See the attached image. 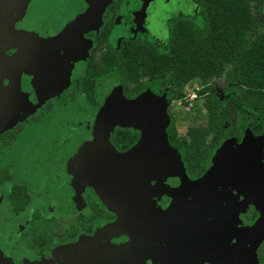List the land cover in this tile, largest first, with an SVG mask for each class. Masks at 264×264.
I'll list each match as a JSON object with an SVG mask.
<instances>
[{"label": "flooded vegetation", "instance_id": "af4514ba", "mask_svg": "<svg viewBox=\"0 0 264 264\" xmlns=\"http://www.w3.org/2000/svg\"><path fill=\"white\" fill-rule=\"evenodd\" d=\"M184 1L185 10L178 0H81L76 11L65 15L68 17L66 22L63 16L57 17L54 13L56 9H48L45 13L48 21L42 26L37 17L31 20L35 14L32 12L30 16V12L37 0H30L26 15L15 24L17 30L25 31L21 57L26 61V67L18 79L19 95L9 97L3 103L4 110L0 109V138L10 132L19 137L22 131L26 135L33 130L39 138L54 135L50 140L57 147L50 151V158L45 160L47 173H43V178L36 177L38 172H2L3 169H0V220L3 223L1 227L7 229V233H2L8 235L10 241L16 239L10 249L18 253L17 261L10 264H28L32 262L29 256L38 260L36 264H199L197 258L201 264H217L219 261L208 263V259L218 252L223 254L220 256L221 262L224 261L222 264H264L262 244L256 249L247 244L237 253L228 254L226 259L224 255L231 248L228 236L219 234L218 242L211 244H192L207 232L205 226L216 228V215L223 214L221 203L211 200L217 198L218 188L197 186L196 182L203 178L200 176L202 171L189 168L184 161V146L190 142V137L186 135L192 125L189 129L183 126L185 137L178 138L180 131L176 129L171 114L175 106L196 109L197 101L202 98L198 94L200 91L195 89L188 93L186 102L170 101L169 87L153 84L149 77L142 74L137 81L127 80L123 74H118L120 70L116 64L121 62L122 66L134 54V48L146 45L152 39L163 42L156 38L157 29L167 34L170 26L176 25L180 19L187 17L192 21L197 18L198 1ZM71 2L73 4V0ZM18 3L17 0L14 4ZM19 5L14 7V12L21 10ZM177 6L180 9L175 12L172 7ZM54 19L59 23L62 21L64 29L59 30ZM70 25L71 30H66L65 27ZM96 25H99V29ZM53 38L58 39L54 42ZM10 46L18 47L16 44ZM0 48L4 47L0 45ZM6 53L12 56L14 52ZM107 67L111 68L109 72ZM93 74H97L95 78ZM2 81L0 78V90L3 92L7 85L10 91L13 79L8 78L3 84ZM77 85L79 95L76 93L71 102L63 101L55 105L58 89L64 88L68 92ZM90 90L94 92L93 98L89 97ZM98 113V121L105 120L107 129L108 126L113 129L109 138L114 144L109 153L113 154L102 155L111 161L113 159L114 163L111 162L108 169L100 172L96 164L97 156L92 154L82 172L77 174L79 169L74 167V160L83 158L84 154L79 152H82L89 133L95 130ZM88 116H91V122ZM123 118H127L131 125H119L118 129L116 120ZM59 120L58 125L62 128H56L57 134H52L51 124ZM160 120L162 125H159ZM21 122L33 124L28 131L25 128L16 130ZM77 125L81 129L73 130V136L65 137L68 140L63 142V136H60L62 129ZM88 125L90 132L86 129ZM163 126L165 141L159 136ZM171 128L176 131L174 139L170 138ZM98 131L95 133L104 139L103 145H108L104 133L99 134ZM117 134L129 136L132 141L125 139L117 143ZM232 140L234 138L220 143V148L223 146L225 150L220 167L216 169L218 181L213 186H218L222 175H225V179H234L235 187L221 186L230 189L240 187L255 205L252 192L264 209V190L258 182H253L246 172H230L226 167L231 160L226 157L227 143ZM43 148L44 152L47 147ZM217 151L211 166L204 172H209L213 167ZM128 153L131 154L123 159ZM61 155L65 163L60 164V168L56 165ZM1 158L9 162V166L14 165L9 156ZM245 159L243 162H246ZM49 162L52 163L50 169L47 166ZM129 163L132 169L126 171ZM124 171L126 173L122 175L120 172ZM156 172H164V175H158L155 184L160 185L164 177L169 176L179 181L177 186L181 185L182 189L179 199L175 187V190H170V198L166 197L168 187L154 192L149 185H152L151 178ZM180 176L187 178L190 184L182 187ZM57 179L67 184V191H63L61 186V190L58 189ZM108 182L115 186L108 188ZM4 189L8 192L4 193ZM104 189H107L104 192H115H108L104 198L101 194ZM122 197L126 199L124 204L120 202ZM46 198L51 205L40 204L39 201ZM74 205L78 207L77 212L64 220L65 212L74 213L75 208H70ZM153 207L164 213V217L156 216L157 213L148 214L147 209L152 210ZM254 210L257 217L249 216L252 225L263 215L257 208ZM74 217L76 222L58 236L62 229L60 226L70 223ZM230 221L223 226L225 230L231 227ZM155 227L158 229L155 230ZM15 228L17 232L13 234ZM2 240L3 236L0 235V245ZM75 241L81 245L71 248L70 243ZM65 245H68V250H64L66 255H56ZM129 246L131 249H127ZM5 263L9 264V258L0 254V264Z\"/></svg>", "mask_w": 264, "mask_h": 264}, {"label": "trees", "instance_id": "16d2710c", "mask_svg": "<svg viewBox=\"0 0 264 264\" xmlns=\"http://www.w3.org/2000/svg\"><path fill=\"white\" fill-rule=\"evenodd\" d=\"M197 1V18L180 19L164 42L149 40L116 66L127 80L137 81L142 74L169 87L170 101L186 102L188 93L200 91L197 106L204 109L206 120L200 128L189 129L184 161L203 173L224 139L243 142L248 132L251 140L264 139V0ZM221 79L223 99L213 84ZM93 94L90 90L89 97ZM175 135L171 128L170 138ZM211 135L215 141L209 144ZM128 137L117 134L115 139L132 141ZM260 151L264 164V144Z\"/></svg>", "mask_w": 264, "mask_h": 264}, {"label": "rangeland", "instance_id": "374dc122", "mask_svg": "<svg viewBox=\"0 0 264 264\" xmlns=\"http://www.w3.org/2000/svg\"><path fill=\"white\" fill-rule=\"evenodd\" d=\"M71 1L72 0H69V2H68V0H55V3H54V0H37L36 5L33 6V8L31 9V12H30V16L32 15V12L35 14V16H33V18H31V20L33 19V21H34L35 17H37V20L40 21V24L42 26H45L44 24L48 21L47 17L45 16V13L47 12L48 9H54V10L56 9L55 10L56 12L54 11V13L57 15V17L60 18L61 16H63L65 19V22H66V20L68 19V17H66L67 13L70 14L72 11H76L77 8L79 7V5L81 4V0H73V4ZM178 1H180L182 3L181 7L183 10H185L186 9L185 1L184 0H178ZM68 3H70L69 6H68ZM16 5H19V3ZM172 9L175 12H177L180 9V7L179 6L172 7ZM44 10H46V11L44 12ZM76 15H78V14H76ZM263 22H264V20H263ZM54 23L58 24V25H56V27H59V30L64 29V25L61 26V24L63 23L62 21L59 23L56 19H54ZM176 23H178V22H176ZM27 24H28V22L25 23L26 27H27ZM97 24H98V21H97ZM71 26L72 25H70L69 27L68 26L65 27V28H67L66 30H71ZM172 27H176V25L172 24L170 26V30L168 29V34H166L163 30L160 31L159 29H157L156 31L158 32V35L155 33L157 36L156 38L158 40L164 42L167 39V37L169 36L170 32L172 31V29H171ZM96 28L99 29V25H96ZM261 30L264 31V24L262 25ZM63 32H64V30H63ZM63 32H60V33L63 34ZM68 32L69 31H67L66 33H68ZM61 34H60V36H61ZM56 39H58V38H56ZM56 39L53 38V41L56 42ZM213 84L215 86L216 93L219 95L220 99H223L225 97L222 94L223 89L225 87L224 80L223 79L214 80ZM78 89H79L78 85L73 87L68 92L64 91V88L58 89V98H57V101L55 102V105H60L63 101H65V103L71 102L72 101L71 98L73 99L74 95L76 93H77V95H79ZM71 93H72L73 97H72V95H70ZM77 102L81 105L80 100H78ZM74 108H75V106H74ZM195 108L196 109H194V107H193L190 110H187L185 108L183 109V108L177 107V106H175L173 108L171 114H172L173 119L175 121L176 129L177 130L179 129V131H180L178 138L185 137L183 126H185L187 129H189V127L192 125L190 129H195V128L198 129L201 127L202 123L206 120L204 109L201 106H198ZM91 113L93 114L94 110H92ZM88 118L90 119L91 116H88ZM99 118H100V114L98 113L96 116L97 121L94 122V125H96L94 132L93 131L90 132V130H91L90 125L86 126V129L91 134L89 133L88 140H86L85 144H83V147L81 148L82 152H79L80 154H84L83 158L81 160H79V159L74 160V167H77V169H79L77 174H80L82 172L83 166L87 164L88 159L92 157L91 156L92 154L94 156H97L96 164H97V168L99 169L100 172H104L106 167L112 165L111 162L114 163L113 159L111 161L106 156H104V155L109 154V150L112 151V149H113L112 146L114 144L109 139L110 138V131H113V129L111 128V126H108L109 129H107V127H106L107 124L105 123V120H104V122L103 121L100 122V121H98ZM161 120L159 121V125H162ZM91 121L92 120L90 119V122ZM116 121H117L116 125L118 126V129H120L119 125L120 126H126V127H129L131 125L129 123V121L127 120V118H123V119L116 120ZM60 122L61 121L59 120V121H55L51 124V128L53 130L52 134H57L56 128H62V126L59 127V125H58V124H60ZM32 124H33L32 122H25V123L21 122V124L18 125L16 130L21 129V128L23 130L25 128L26 131H28L29 130L28 128H30ZM193 124H195V125H193ZM67 127H69L68 128L69 131L66 130ZM67 127L64 130L62 129V132L60 134V136H63V139H64L63 142L68 140L65 137L68 136V138H70L71 136H73V133H72L73 130L81 129L80 126H78V125H77V127L76 126H72V127L67 126ZM16 130H14V131H16ZM64 131H66V132H64ZM96 131H98L99 134L104 133V138H105L106 143L108 145H106V144L103 145L104 139H102L101 136H99L97 133H95ZM24 133L25 132L22 131L20 133L19 137L16 136V133L13 134L11 132L1 136L0 144L2 143V145L0 146V169L1 170L3 169L2 172H8V171L9 172L10 171L11 172L17 171V172H26V173L38 172L36 177L41 176V178H43V173L44 172L47 173L46 168L44 166L45 160H48L50 158V154H49L50 151L57 147L50 140L51 139L50 137H52L54 135L49 136V137H45V135H43L41 138H39V135L34 134L35 132L33 130H32V133H30V134L27 133L26 135H24ZM186 136H189V135L187 134ZM224 140H229V137L224 139ZM253 141L264 142V139L263 138H261V139L255 138V139L251 140L252 145H255L254 144L255 142H253ZM207 142L209 144H211L213 142V135L207 137ZM241 144L236 139H234L232 141H228V143H227L228 153H227L226 157L227 158L229 157V159H231L232 156L235 154V151H237L239 149V146H241ZM43 147H47V149L44 150V152L42 151V149H45ZM222 148H223V146L219 150H221ZM45 153H48V154L45 155ZM102 153L104 155H102ZM8 156L10 157V159L14 165L9 166L10 165L9 162H6L4 159L1 158V157L4 158V157H8ZM80 156H82V155H80ZM63 158H64L63 155H61L59 158H57V165L56 166L61 168L62 165H60V164L65 163V160H63ZM106 159H108V160H106ZM262 159H263L262 151L259 150L258 152L253 154L252 161L253 162L255 161L254 167L258 170H253L252 172H246V173H247V176L249 178H251L253 182H258L261 189L263 188L262 190H264V173H263L264 167H262V165H263ZM71 164L73 165L72 161H71ZM78 164H79V167H78ZM156 164H157V162H156ZM51 165H52V163L49 162V164L47 165L48 169L51 168ZM11 168L13 170H11ZM98 169H96V170L98 171ZM124 169H126V167ZM129 169H132V166L130 163H129L126 171H128ZM126 171L120 172V173H122V175H125ZM55 172H58V171H55ZM60 172H63V171H60ZM259 172H262L263 174H260ZM207 173L208 172H203L200 176L204 177V175H206ZM161 174L163 176L164 172H156L155 173L156 178H155V175L153 176V178H151L152 185H149V186H151L154 189L155 193L159 192L161 190H164L165 187H168L169 192L166 193L167 198H170V193H171L170 190L173 191L176 189L177 199H179V195L182 192V189H181V185L177 186V183L179 184V181L176 180V178L174 179L172 176H169L172 178H169L166 176L168 179L164 177V182H162L160 185L154 183V181L156 182V180H157V176L161 175ZM32 176H34V175H32ZM65 182H67V181L65 180ZM56 184L58 185L59 190H61V187H62L63 191L68 190V188L65 189L67 184L65 185L64 182L61 183L60 179H57ZM68 185H69V183H68ZM113 186H115V185L112 182H110V183L108 182V188H111ZM174 187H175V189H174ZM215 187L218 188L217 191H219V194L217 195L216 199L212 198L211 200L214 202L218 201L219 203H221V208H222L223 214L217 213L216 219L214 221V224L217 226L216 228H209L208 226H205L207 232L203 233L200 240H197L196 242L193 241L194 243L192 242V244L197 245L196 244L197 242L198 243L204 242L207 244H209V243L211 244V243H215L216 241L218 242L219 234H222V236H225V237L228 236L227 239L231 243V246H230L231 248L229 247L230 249H228L227 255L226 256L224 255V257L226 259L228 254H231L235 250L234 245L236 242L235 238H236L237 233L239 231H241L242 229L245 230V229H248V228L254 226L250 222L251 219L249 218V216H253L254 218L257 217V214H255V210H254L255 208H257V206H256V204L254 205V202L251 200L252 198H250L246 194V192H243L242 189H240V187H236L234 189H230L228 187L225 188L223 186H215ZM6 192H8V191L5 190L4 193H6ZM128 193L132 194L133 192H128ZM39 202H40V204L44 203V205H48V204L51 205V202H49L47 200V198H46V200H41ZM67 203L69 204L68 201H67ZM153 203L155 204V202H153ZM1 207L2 206H0V213H1ZM70 208H72V210H74V208H75L74 213L68 212V211L65 212L63 215L64 220L69 219L73 214L75 215V213L77 212L76 209L78 207H76L74 205V206H71ZM153 208L154 209H152V210L147 209L148 214L157 213L156 216L162 215V217H164V215H165L164 213H160L158 211V209L155 207H153ZM177 212L178 211H176V214H177ZM224 215H226V218ZM227 221L231 222V223H229V225L231 227L227 229L228 232L226 233L225 231H227V230H225V228H223V226H226L228 224ZM74 222H76V217H74V220L71 221L70 223H64L63 225H61L60 228H62V229L59 230L58 236L62 235L64 233V231L66 230V228H68L69 225L74 223ZM2 225H3V223L0 220V235L3 236L2 245H0V254L1 255L4 254L6 258H9V264H10L11 262L12 263L16 262L17 258H18V255H17L18 253L16 254V252L14 250L10 249L11 247H13L12 243L14 241H16V239L13 238L12 239L13 241H10L11 238L8 235L4 236L2 232L7 233V229L2 228L1 227ZM21 229L18 231V233L21 231ZM157 229H158V227H155V230H157ZM16 232H17V228H15L12 231L13 234H15ZM70 244H71V248L74 246L81 245V243L79 241H75V242L70 243ZM192 244L191 243L189 244L191 248H192ZM261 244H262L261 249H262V252L264 253V239L262 240ZM63 247H64V249L57 251L56 255H66L64 250H68V245H65ZM211 250H213V248ZM215 254H216V252H215ZM222 255L223 254H220L218 252L216 255H213L210 259H208V263H211V262L216 263L217 261L221 262L220 256H222ZM29 257H30L32 262H28V264H30V263L36 264L37 263L38 260H35V258H32L33 256L32 257L29 256ZM197 260H198L197 262H199V264H201L198 258H197ZM219 262L217 264H219ZM223 262L224 261H222L220 264H222ZM5 264H7V263H5Z\"/></svg>", "mask_w": 264, "mask_h": 264}, {"label": "water", "instance_id": "95a60500", "mask_svg": "<svg viewBox=\"0 0 264 264\" xmlns=\"http://www.w3.org/2000/svg\"><path fill=\"white\" fill-rule=\"evenodd\" d=\"M17 0H0V45L4 48H0V78L4 81H6L8 78L13 79V83L10 86V91L7 88L2 92L0 90V109L4 110V102L5 100L9 99V97H13L14 95H19V89H18V79L20 76V73L24 68L26 67V61L21 57V52L23 51L22 43H24V33L25 31L17 30L15 27V24L17 22L22 21L24 16L26 15V11L28 9L30 0H18L21 5L19 7H22L21 10L17 13L14 12L15 6H18L14 3H16ZM14 5V6H12ZM11 6L13 8H11ZM78 20V18H77ZM75 21L74 23H76ZM11 44H16L18 47H11ZM18 49V50H17ZM14 52L11 55H8L6 52ZM21 59L24 61H21ZM23 97V96H22ZM149 126V125H148ZM152 126V125H151ZM159 136L165 141L166 140V134H165V126H163L160 129ZM255 145H252L251 143V134L248 132L246 136L244 137V140L239 146V149L235 151V154L231 158V160L226 163V167L229 168L230 172H252L253 170H258L254 167L255 161L253 162V154L258 152L262 149L264 142L257 141L254 143ZM225 150V147L223 149L218 150L217 154L215 155L213 159V167L211 170L204 175L201 180L196 182L197 186H208L211 189H216V187L213 186L216 181V175L217 170L220 167V162L223 158V153ZM132 153V152H131ZM131 153H128L124 155L122 158L129 156ZM113 154V153H109ZM108 154V155H109ZM246 157V159H245ZM243 159L246 160V162H243ZM237 160H240L237 161ZM239 165V166H238ZM264 167V164L262 165ZM106 169H108L106 167ZM232 175V173H231ZM218 186L224 185L229 187H235L234 179H225V175H222L219 177ZM180 180L182 182V187H186L188 184H190V181L180 176ZM225 181V183H224ZM140 183V181L138 180ZM217 185V184H216ZM215 185V186H216ZM254 187V186H253ZM107 189H104L101 191L102 196L104 198L107 197V193L113 194L115 190H110L108 192ZM251 195H253V198L255 200L257 210L262 212V217L256 222V224L248 229L243 230L241 233H239L236 236V242L234 245L235 250L233 253H237L236 251H239L241 248H244L247 246V244L251 245L253 248H258L260 244L262 243V240L264 239V209L260 207L258 199L255 197V195L250 192ZM114 205V203H110ZM169 215H172L171 213ZM127 249H131L130 246Z\"/></svg>", "mask_w": 264, "mask_h": 264}, {"label": "crops", "instance_id": "0c3cea01", "mask_svg": "<svg viewBox=\"0 0 264 264\" xmlns=\"http://www.w3.org/2000/svg\"><path fill=\"white\" fill-rule=\"evenodd\" d=\"M125 201H126V199L122 197L120 202H123V204H124Z\"/></svg>", "mask_w": 264, "mask_h": 264}, {"label": "clouds", "instance_id": "9594fccd", "mask_svg": "<svg viewBox=\"0 0 264 264\" xmlns=\"http://www.w3.org/2000/svg\"><path fill=\"white\" fill-rule=\"evenodd\" d=\"M188 98H189V96H188Z\"/></svg>", "mask_w": 264, "mask_h": 264}]
</instances>
